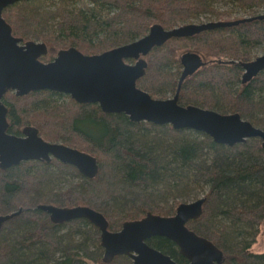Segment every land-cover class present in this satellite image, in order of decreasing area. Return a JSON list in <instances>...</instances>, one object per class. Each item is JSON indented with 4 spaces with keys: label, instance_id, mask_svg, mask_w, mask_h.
Returning <instances> with one entry per match:
<instances>
[{
    "label": "trees",
    "instance_id": "1",
    "mask_svg": "<svg viewBox=\"0 0 264 264\" xmlns=\"http://www.w3.org/2000/svg\"><path fill=\"white\" fill-rule=\"evenodd\" d=\"M217 1L227 8L216 6ZM262 13L264 0H21L5 8L2 16L14 36L46 44L47 52L39 58L44 62L55 50L70 46L87 54L103 52L139 38L156 23L168 29L201 16L254 17L170 37L143 56L145 73L136 83L153 97L174 95L182 67L178 50L191 48L206 63L182 80L177 102L238 112L264 129V69L242 83L238 64L251 60L253 49L264 45V17H255ZM2 102L8 107V132L21 134L23 127H35L46 141L94 155L98 171L89 178L56 159L0 169V214L22 209L0 227V264H131L124 255L103 261L99 231L85 218L60 223L68 227L63 234L61 225L37 206L86 205L106 217L110 230H118L124 221L147 212L172 215L179 201L173 197L161 203L157 198L190 185L206 191L201 214L186 225L221 250L217 264H264V252L250 250L253 227L264 218V148L259 138L227 146L200 131L132 121L122 112H103L97 104L79 103L48 89L20 96L8 90ZM190 132L194 134L189 137ZM54 178L70 182L53 188ZM238 233L253 238L248 241ZM146 242L186 263L168 238L154 236ZM88 244L96 246V254L87 253Z\"/></svg>",
    "mask_w": 264,
    "mask_h": 264
},
{
    "label": "water",
    "instance_id": "2",
    "mask_svg": "<svg viewBox=\"0 0 264 264\" xmlns=\"http://www.w3.org/2000/svg\"><path fill=\"white\" fill-rule=\"evenodd\" d=\"M19 1L0 0V169L22 161L50 162L56 159L73 165L89 178L98 171L94 155L62 142L46 141L35 127L25 126L21 134L8 132V107L2 102L8 90L20 96L48 89L69 95L79 103L97 104L103 112H122L132 121L170 124L175 129L200 131L227 146L257 137L264 148V129L242 118L238 112L220 113L193 104L183 106L177 102L182 80L206 63L198 52L189 50L180 55L182 70L174 95L154 98L136 83L145 73L146 61L143 56L170 37L193 35L204 29L236 24L254 17L189 22L168 29L156 23L139 38L103 52L85 54L71 46L58 50L51 60L44 62L39 58L46 54V44L34 40L23 41L14 36L10 24L2 16L5 8ZM255 17L262 18L264 13ZM128 59L134 62H127ZM238 64L243 69L241 82H248L264 69V53ZM204 201L205 197L201 196L190 202H180L169 216L147 212L141 218L124 221L118 230H110L106 217L86 205L64 207L44 203L37 207L49 214L54 223L85 218L97 227L105 262L118 255H127L131 264H181L146 242L151 237L162 236L178 247L186 259L184 264H217L222 261L221 250L186 225L201 214ZM21 210L0 214V227Z\"/></svg>",
    "mask_w": 264,
    "mask_h": 264
},
{
    "label": "rangeland",
    "instance_id": "3",
    "mask_svg": "<svg viewBox=\"0 0 264 264\" xmlns=\"http://www.w3.org/2000/svg\"><path fill=\"white\" fill-rule=\"evenodd\" d=\"M216 6H218V7H220V8H223V9H225V8H227V5L225 4V3H223L222 1H217V3H216ZM234 15H243L241 12H234L233 13ZM209 19H211L210 18V16H201L199 19H193L192 21H190V23H201V22H206V21H211V20H209ZM185 23H188V22H185ZM182 24H184V23H182ZM179 25H181V24H179ZM178 25V26H179ZM58 50V49H57ZM57 50H55V52L53 53V55H51L50 56V58H53L55 55H56V53H57ZM189 50H191V51H194V50H192L191 48H188V47H184V48H181V49H179L178 50V53H177V58H178V60H179V57H180V55L183 53V52H185V51H189ZM80 51H82V50H80ZM83 53V52H82ZM264 53V45H259V46H257V47H255L254 49H253V51H252V58L251 59H253V58H255L256 56H258V55H260V54H263ZM85 54H87V52H85ZM90 54V53H89ZM49 59V58H48ZM51 60V59H50ZM49 61V60H48ZM128 62H130V63H133L134 62V60H127ZM182 70V67L180 68V71ZM243 72V71H242ZM242 75V74H241ZM151 95V94H150ZM152 96V95H151ZM170 96H172L171 95V93H169V94H167L165 97H162V98H167V97H170ZM153 97V96H152ZM154 98H158V97H155L154 96ZM187 130H190V131H196V130H191V129H187ZM186 134H188V136L189 135H192V134H194V133H186ZM190 137V136H189ZM59 181H61L60 182V184L59 185H57L58 183H59ZM69 182H70V180L68 179V178H65V180H61V179H56V178H54L53 180H51L50 181V186L51 187H53V188H59V187H63V186H68V184H69ZM179 187H180V189L182 188V187H184V185L183 186H181L180 184H179ZM193 187V185L191 186H189V187H187V189H185V190H176L174 193V195H170V196H168V194L167 195H162L161 197H158L157 198V201H159V202H163V201H168V202H171L172 201V199H173V197H175V199L177 200V201H179V203L180 202H190V201H193V200H195V199H197V198H199V197H201V196H203V194L205 193V191H206V187H202L204 190H201L200 188H192ZM177 189H179V188H177ZM163 192L165 191L164 189H161ZM161 191V192H162ZM178 203V204H179ZM17 211V210H16ZM175 212V211H174ZM14 216H16V215H14ZM60 224V223H59ZM61 225V224H60ZM254 230L256 231V235L254 236V241H253V243H251V247H250V250L251 251H253V252H256V253H262V252H264V218L261 220V223L259 224V225H255L254 227ZM60 230H59V233H66V232H68V227H64L63 226V224L61 225V227L59 228ZM238 229H244V227H241V226H238ZM247 230H249V229H245V231H247ZM240 233H238V235H239ZM231 235H232V237H235L236 235H233V233L231 232ZM239 237L240 238H242V239H244V238H246L248 241L249 240H251L253 237L251 236V234H246V233H242L241 235H239ZM235 239V238H234ZM95 250H97V248H96V246L95 245H91V244H88V251H87V253L89 254V255H93V254H96L97 253V251H95ZM94 252H96V253H94ZM103 255V254H102ZM101 255V256H102ZM128 264V263H127Z\"/></svg>",
    "mask_w": 264,
    "mask_h": 264
}]
</instances>
